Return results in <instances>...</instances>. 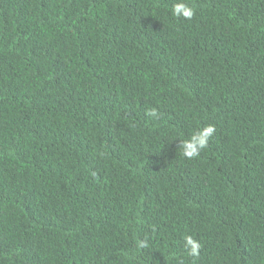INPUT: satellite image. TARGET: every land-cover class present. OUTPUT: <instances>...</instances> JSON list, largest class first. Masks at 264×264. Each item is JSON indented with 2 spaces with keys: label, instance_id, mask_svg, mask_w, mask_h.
<instances>
[{
  "label": "trees",
  "instance_id": "trees-1",
  "mask_svg": "<svg viewBox=\"0 0 264 264\" xmlns=\"http://www.w3.org/2000/svg\"><path fill=\"white\" fill-rule=\"evenodd\" d=\"M0 264H264V0H0Z\"/></svg>",
  "mask_w": 264,
  "mask_h": 264
},
{
  "label": "clouds",
  "instance_id": "clouds-1",
  "mask_svg": "<svg viewBox=\"0 0 264 264\" xmlns=\"http://www.w3.org/2000/svg\"><path fill=\"white\" fill-rule=\"evenodd\" d=\"M173 14L176 17L183 16L184 18L191 19L194 10L184 3L174 5ZM214 127L209 126L203 131L197 132L192 135L191 140L185 141L182 144L183 155L188 158H193L198 155L199 150L207 146L208 138L214 132ZM187 245H190L189 255L196 256L198 254L199 245L191 237L186 238Z\"/></svg>",
  "mask_w": 264,
  "mask_h": 264
}]
</instances>
